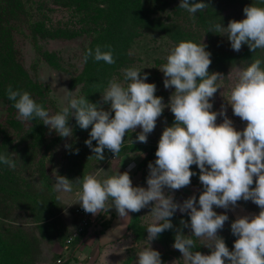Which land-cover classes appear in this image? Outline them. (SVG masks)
Returning <instances> with one entry per match:
<instances>
[{
	"label": "clouds",
	"instance_id": "9594fccd",
	"mask_svg": "<svg viewBox=\"0 0 264 264\" xmlns=\"http://www.w3.org/2000/svg\"><path fill=\"white\" fill-rule=\"evenodd\" d=\"M208 7L203 0H180L178 6L193 19ZM242 11L244 19L229 20L226 27L221 22L210 23L206 33L226 36L233 51L239 52L242 45H247L255 53L264 49V7L250 4ZM105 47L107 51L100 45L86 49L83 61L93 58L114 64L110 46ZM205 49V44L192 41H181L169 49L166 63L159 68L164 76V88L174 89L167 104L155 95L156 85L145 82L148 74L135 67L120 70L123 81L116 78L108 81L99 104L64 88V99L55 114H49L29 92L13 89L11 85L6 89L7 98L13 102L17 119L21 121L39 119L49 132L55 131L61 138L72 137L70 117L75 118L79 128L90 127L84 143L99 161L104 160L105 149L117 156L126 134L137 127L140 132L136 140L146 143L164 109L173 114L172 125L163 128L157 142L155 161L147 165L146 188L134 187L128 171H117L110 176L105 173V178L99 179L105 172L99 169L95 174H85L75 180L55 171L53 189L72 193L74 202L69 205L79 204L93 216L114 208L118 217L130 218V212L150 208L148 214L152 222L146 227L145 246L136 253V264H163L160 252L153 249L150 242L165 230L173 229L171 218L177 211L189 217L187 221L180 220L172 244L181 253L183 264H264V68L261 67L264 61L257 58L246 67L233 69L235 82L227 93V104L233 115L246 122L242 130H236L224 105L218 112L212 111L211 99L220 89L217 81L225 76L219 72L209 73L211 53ZM102 104H107L108 110H104ZM217 116L223 118L219 124ZM130 143H133L131 139ZM78 151L74 150L76 154ZM10 154L17 156L14 152L0 154V163L15 169L16 161ZM192 165L199 169L198 179L203 191L198 199L192 195L177 203L172 190L190 185L191 177L197 175L190 170ZM165 189L169 191L166 193ZM240 200L251 201L260 211L237 216L231 222L230 231L236 239L229 250L224 239L217 235L229 218L224 213L217 214L213 206L229 210ZM2 222L15 224L10 219ZM184 228H190L191 234H183ZM193 237L206 241L203 247L209 249V254L193 251L197 247Z\"/></svg>",
	"mask_w": 264,
	"mask_h": 264
},
{
	"label": "rangeland",
	"instance_id": "374dc122",
	"mask_svg": "<svg viewBox=\"0 0 264 264\" xmlns=\"http://www.w3.org/2000/svg\"><path fill=\"white\" fill-rule=\"evenodd\" d=\"M22 2L28 12L26 21H30V19L33 21L45 20L47 24L50 21L49 23L55 28L75 29L73 23L75 18L68 8L57 7L52 4L51 0H22ZM250 4L264 7V3H261L260 0H234L232 5L225 7L219 1L216 23L221 22L226 27L229 20L244 19L242 10ZM168 13L170 12H165L164 18H167ZM27 28L26 24H22L15 31L14 47L24 70L32 79L42 83L47 89L49 114H55L59 111L65 96L64 88L74 91L76 96L86 97L89 102L99 104L103 89L107 85L92 84L90 81L87 85L84 83L72 84V79H75L84 69L82 57L89 44V36L81 33L72 39L63 37L48 39L46 37L37 40L34 44L25 31ZM65 30L63 29V31ZM151 40L154 43H149L148 46H145L148 42H144L142 39L137 42V45L130 52L133 63L129 67L140 68L142 73H147L148 78L145 82L154 83L156 85L155 95L162 97L163 103L167 104L174 89L164 88V76L159 68L166 63L165 57L174 44L165 37H157ZM197 40L200 42L207 41L204 36L201 37V40L198 39V35ZM209 40L208 43L213 50L212 58L216 60L213 65L214 72H219L225 76L223 80L217 81L220 89L211 99L212 111L218 112L221 105H224L226 115L232 120L233 127L236 130H242L246 122L233 115L231 106L227 104V93L235 82L233 69L237 66L246 67L257 58L264 61V49H258L253 53L247 45H242L241 50L236 52L231 49L226 36L214 33ZM38 50L47 53L53 65L46 62L38 54ZM261 67L264 68V64ZM120 70H115L111 79L116 78L118 81H123V74ZM94 73L102 75L104 73L103 67ZM110 73L111 69L109 68V72L106 74ZM100 106L104 110H108L107 104ZM7 113V106L0 104L1 125H5L8 118ZM222 119V117L217 116L216 123H221ZM173 121V114L165 108L156 121L154 131L148 134L146 143H140L136 140V135L140 132V128L137 127L134 132L126 134L122 149L117 156L114 157L113 153L105 149L103 153L105 158L101 161L97 160L94 153L84 143L88 139L90 127L87 130L79 128L74 117H70L68 122L73 129L71 138H61L55 131L49 132L46 127L47 135L44 140L40 141L37 146L33 145L27 149L30 157L28 164L19 165L15 169L19 174L15 183L18 184L17 188L21 194H12L9 191L10 188H13L12 183L8 181L9 176L5 172L0 174L2 177L0 178L2 183L0 185V264H58L66 258H73L76 251L75 247L83 234L71 244H67L66 241L80 224V219L74 213V209L80 205H69L74 202L72 193L57 192L53 189L55 171L69 180H75L85 174H95L99 169L105 171L100 174L99 179L105 178V173L110 176L117 171H128L134 187L146 188V180L140 183L143 170L138 165L145 155H140L139 150L143 148L156 149L163 128L171 126ZM130 139L133 141L132 144ZM65 145H70V147L66 148ZM95 146L96 142L93 141V147ZM75 149L79 150L78 154L74 152ZM5 170L8 172L11 171V168ZM253 179L254 187L255 177ZM38 184L43 185V187H37ZM168 191L165 189L166 193ZM198 192L199 188L190 184L180 190H172V195L175 202L182 203L184 199L192 195H196L198 199ZM213 210L217 214L224 213L229 218L224 223L223 229L217 232V235L223 239L231 232L230 224L237 216L258 214L260 211L257 205L244 200L238 201L235 208L230 206L229 210L215 206H213ZM149 212L150 208L142 209L140 212H132L130 230H128L121 247L118 246L115 250L110 264H136V253L145 246L146 227L152 222ZM175 214L187 216V214H182L179 211ZM89 216V224L100 225L96 217L91 214ZM5 219L13 220L15 224L3 223L2 221ZM189 232H191L190 229ZM198 240L204 250L203 254H209V249L203 247L206 241ZM150 243L153 249L160 252L163 264H172L174 260H178L176 264H183L181 253L172 247L173 243L165 244L160 239ZM90 257L93 260L95 255H90Z\"/></svg>",
	"mask_w": 264,
	"mask_h": 264
},
{
	"label": "trees",
	"instance_id": "16d2710c",
	"mask_svg": "<svg viewBox=\"0 0 264 264\" xmlns=\"http://www.w3.org/2000/svg\"><path fill=\"white\" fill-rule=\"evenodd\" d=\"M52 4L68 8L74 15L75 29L70 30L64 28H55L48 21L36 20L26 21L28 12L22 0H0V104L7 106L8 118L5 125L0 124V154L9 152L10 158L16 161L17 166L23 164L27 165L30 157L27 149L33 145H38L40 141L44 140L47 135V128L39 119L30 121H21L17 119V111L12 107V101H9L6 95V89L9 85L13 89H20L30 93L31 97L38 103L43 105L46 111L49 112V100L47 99V89L35 79H32L24 70L17 58V51L14 47V33L22 24L28 26L26 33L30 40L36 44L39 39H72L75 36L83 33L89 36V44L86 49H94L97 45L102 47V50L107 51L110 46L115 59L114 64H107L103 61H95L89 58L87 62L83 61V71L75 79H72V84L79 83L88 84L89 81L94 83H102L107 85L115 70L129 67L133 63L130 55L131 50L137 45L140 39L144 42L154 43L151 39L160 37L167 38V40L174 45L181 41H192L194 43H203L206 45V51L211 53V65L208 69L209 73L214 72V60L212 58L213 50L209 45V39L212 38L213 33L207 32L210 23L217 21V6L220 1L223 7L232 5L234 0H203L208 3L209 7L205 10L195 14L193 19L190 14L183 9L178 8L180 0H51ZM192 2V0H190ZM103 5V6H101ZM168 11L167 18H164L165 12ZM63 29L65 31H63ZM201 37L204 36L206 42H200ZM151 40V41H150ZM85 49V50H86ZM44 60L52 64L51 59L47 53L37 51ZM53 60V57H52ZM53 65V64H52ZM55 67L56 64H54ZM103 67L104 73L97 75L94 72ZM111 69L110 74H106ZM45 142V141H44ZM52 142V141H51ZM145 155L140 161L138 167L143 170V175L140 183L146 180L148 175L147 165L149 162H154L155 151L153 148H143L139 150ZM8 166L0 163V174L5 172L8 181L12 183L13 188L9 191L12 194H18L17 181L19 174L15 169L6 171ZM191 171L196 172L197 175L191 177V185L197 186L199 192L203 191L202 185L199 182V169L192 165ZM0 178L1 175H0ZM2 183L0 182V185ZM1 192V191H0ZM21 194V193H19ZM188 220V216H180L174 214L171 218L173 229L165 230L159 234L157 239L162 240L165 244L174 243L175 228L179 227L180 220ZM97 222L102 225L103 229L108 227L106 220V213L102 212L96 217ZM132 220L127 226V232L130 230ZM190 228L182 229L183 234L190 235ZM84 235L81 237V239ZM80 239V240H81ZM197 247L193 251L203 253V249L199 240L195 237ZM236 239L230 233L225 236L224 242L229 250L233 248V242ZM78 240V239H77ZM79 240V242H81ZM78 242V244H80ZM76 245V247L78 246ZM75 247V249H76ZM77 250V249H76ZM208 251V250H207ZM69 261L61 262L60 264H68ZM227 264V262H226Z\"/></svg>",
	"mask_w": 264,
	"mask_h": 264
},
{
	"label": "crops",
	"instance_id": "0c3cea01",
	"mask_svg": "<svg viewBox=\"0 0 264 264\" xmlns=\"http://www.w3.org/2000/svg\"><path fill=\"white\" fill-rule=\"evenodd\" d=\"M104 213H106V220L109 221L108 227L103 229L102 225L97 224L90 238L76 247L77 250L74 252L73 258H68V264H110V261L113 260L112 256H114L115 250L118 246L121 247L125 241L131 212L129 213L130 218L118 217L114 208L110 209L108 213ZM90 255H95L93 260L90 259ZM68 259L66 258L62 262H66Z\"/></svg>",
	"mask_w": 264,
	"mask_h": 264
},
{
	"label": "built area",
	"instance_id": "2783aa9c",
	"mask_svg": "<svg viewBox=\"0 0 264 264\" xmlns=\"http://www.w3.org/2000/svg\"><path fill=\"white\" fill-rule=\"evenodd\" d=\"M74 213L75 215L80 219V224L78 226V228L74 231V233L67 239V244H71L73 241H75V239L80 236V235H84L83 239L88 236L87 239L90 238L91 233L94 231L95 229V224H89L90 222V213H86L81 206H78L74 209ZM91 220H93V218H91ZM82 239V240H83ZM81 240V241H82ZM62 262V261H61ZM61 262H58V264H60Z\"/></svg>",
	"mask_w": 264,
	"mask_h": 264
},
{
	"label": "water",
	"instance_id": "95a60500",
	"mask_svg": "<svg viewBox=\"0 0 264 264\" xmlns=\"http://www.w3.org/2000/svg\"><path fill=\"white\" fill-rule=\"evenodd\" d=\"M87 238H88V236H86V237L80 242V245L83 244V242H84L85 240H87Z\"/></svg>",
	"mask_w": 264,
	"mask_h": 264
}]
</instances>
